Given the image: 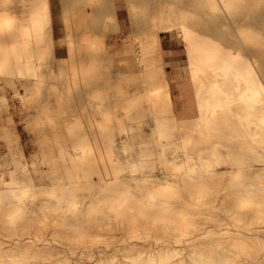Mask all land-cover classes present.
I'll return each instance as SVG.
<instances>
[{"label": "rangeland", "instance_id": "rangeland-1", "mask_svg": "<svg viewBox=\"0 0 264 264\" xmlns=\"http://www.w3.org/2000/svg\"><path fill=\"white\" fill-rule=\"evenodd\" d=\"M4 1L11 10L0 31L13 30L7 41L18 48L8 44L0 56L1 263L32 254L24 264H112L115 255L114 264H134L125 256L164 247L156 262L180 264L191 248L197 261L208 245L225 250L233 240L264 264V141L253 112L258 90L264 97V0H48L39 10L34 0ZM185 29L237 55L233 75L223 72L214 90L209 66L188 59ZM159 120L171 124L156 127ZM204 147L214 151L198 153ZM144 175L162 183L157 198L182 196L173 211L139 208ZM229 178H259L263 192L230 212L203 204Z\"/></svg>", "mask_w": 264, "mask_h": 264}, {"label": "bare ground", "instance_id": "bare-ground-1", "mask_svg": "<svg viewBox=\"0 0 264 264\" xmlns=\"http://www.w3.org/2000/svg\"><path fill=\"white\" fill-rule=\"evenodd\" d=\"M47 1L48 0H34V3L31 5V7H33V10L34 9H36V10H39V9H43V8H45L46 6H47ZM76 1V0H75ZM31 2V1H30ZM22 4V3H21ZM22 7L24 8L25 6H22L21 5V9H22ZM29 7H30V5H29ZM86 6H84V8H85ZM26 8V7H25ZM20 9V10H21ZM27 9H29V8H27ZM88 9V8H87ZM86 9V10H87ZM11 10V3L9 2V1H4V0H0V24H2L1 22H3V20L4 19H6V14H7V12H9ZM25 10V9H24ZM24 10H22V11H24ZM69 11H71V10H69ZM80 12V10H77V12ZM38 12V11H37ZM82 12V11H81ZM82 14V13H81ZM20 15H22V14H20ZM76 16L77 15H79V13L78 14H75ZM5 16V17H4ZM11 16V15H10ZM9 16V17H10ZM13 16H15V15H13ZM28 16V15H27ZM72 16V15H71ZM83 16V15H82ZM8 17V18H9ZM26 18V17H25ZM31 18V17H30ZM33 18V17H32ZM62 18V17H61ZM68 18V17H67ZM66 18V19H67ZM84 18V17H83ZM155 18V17H154ZM153 18V19H154ZM157 18V17H156ZM17 19V18H16ZM28 20H30L29 19V17L27 18ZM34 19V18H33ZM63 19H65V18H63ZM62 19V20H63ZM160 19V18H159ZM13 20V19H12ZM21 20V19H20ZM28 20H26V21H28ZM32 20V19H31ZM72 20H73V18H72ZM71 20V21H72ZM84 20V19H83ZM7 21V20H6ZM18 21H19V19H18ZM22 21V20H21ZM25 21V20H24ZM64 21V20H63ZM62 21V22H63ZM66 21V20H65ZM64 21V22H65ZM71 21H69V22H71ZM151 21H152V23H154L153 22V20L151 19ZM11 22V21H10ZM16 22V21H15ZM31 23H33V20L32 21H30ZM63 22V23H64ZM67 22V21H66ZM20 23V22H19ZM62 23V24H63ZM28 24V23H27ZM69 24V23H68ZM63 26H67V28H68V25H64L63 24ZM151 26V25H150ZM84 27V26H83ZM152 27V26H151ZM184 27V26H183ZM28 28V27H27ZM42 28V27H41ZM24 29V28H23ZM65 30H66V28H64ZM19 30V29H18ZM29 30V29H28ZM63 30V29H62ZM186 30V29H185ZM13 30H11V29H3V27H2V31H0V56H1V53H3L4 51H2L1 52V50H4V48L6 47V49L5 50H8V44H9V42L7 41V39H8V37L9 36H11L12 37V32ZM21 31V30H20ZM57 31V30H56ZM64 32V31H63ZM184 32V31H183ZM65 33H66V31H65ZM68 33V32H67ZM66 33V34H67ZM188 31L186 30L185 32H184V35H186V36H184V40L185 39H188V38H190L191 37V41H189L190 39H188L187 41L185 40V47H186V49H187V52H188V59H189V61L190 62H194L196 59L197 60H199V61H201V62H203V63H205L207 66H209L208 68V70H206L205 71V74H207V75H209V76H211V77H213L214 79L212 80V83H214V86H215V84H218V82H219V78H221V76L222 75H224V73L225 74H232L233 75V73H232V71L234 70V68L236 67V64H235V62H237V60H234L235 59V57L237 56V55H235L234 53H232L231 51H229V49H225V48H222V47H220V45L218 44H216V41H215V43L213 42V39H210V38H208V37H206V36H204V35H200V34H196V33H194V36L192 35V32H191V34H190V32L188 33ZM14 34V33H13ZM142 34H144V33H142ZM148 34V33H147ZM20 35H21V33H20ZM86 35V34H85ZM192 35V36H191ZM14 36H15V34H14ZM32 36H34V35H32ZM58 36V35H57ZM82 36H83V34H82ZM143 36H146L145 34L143 35ZM148 36V35H147ZM189 36V37H188ZM196 36V37H195ZM187 37V38H186ZM195 37V38H194ZM73 38V37H72ZM194 38V39H193ZM59 41H61L60 39H58ZM59 41H58V44H60L59 43ZM29 42V41H28ZM11 44V43H10ZM10 44H9V47H10ZM18 44V43H17ZM21 44H22V42H21ZM12 45V44H11ZM13 45H15L14 43H13ZM12 45V46H13ZM19 45V44H18ZM24 45V43L21 45V48H22V46ZM26 45V44H25ZM28 45H29V43H28ZM68 45H70V44H68ZM20 46V45H19ZM27 46V45H26ZM15 47H17V45H15ZM13 48H14V46H13ZM18 48V47H17ZM79 49V48H78ZM15 50V49H14ZM14 50H13V52H14ZM19 50V49H18ZM10 51H11V49H10ZM12 52V54H14ZM16 53H18L17 51H15ZM26 52V51H25ZM231 52V54L233 55L232 57H229V56H231L229 53ZM6 53V52H5ZM4 53V54H5ZM135 53V52H134ZM229 55H228V54ZM28 53H26V55H27ZM74 54V53H73ZM75 55V54H74ZM138 55V54H137ZM19 56H20V52H19ZM25 56V55H24ZM14 57V56H13ZM17 57V56H16ZM76 57V56H75ZM15 58V57H14ZM230 58H232V59H230ZM234 58V59H233ZM239 58V57H238ZM238 58H236V59H238ZM232 60V61H231ZM234 60V61H233ZM4 62H2L1 60H0V65L1 64H3ZM28 63V62H27ZM30 63V62H29ZM33 63V62H32ZM189 63V62H188ZM25 64H26V62H25ZM31 64V63H30ZM23 65H24V63H23ZM34 65V64H33ZM32 65V67H34ZM29 66V64L27 65V67ZM31 66V65H30ZM88 66V65H87ZM24 68H25V66H24ZM21 69H22V67H21ZM35 69H28L27 71L28 72H33ZM190 70V69H189ZM240 74L241 75H244L245 73H249V71L247 70V67H241L240 69ZM26 71V70H25ZM204 71V70H203ZM224 72V73H223ZM20 74H25V73H20ZM33 74H35V73H32V75ZM164 73H163V71H161V81H163L162 82V84H164L165 86H167V82H166V80L164 79ZM17 78H19V77H17ZM225 78H228L227 76L225 77ZM224 78V79H225ZM231 77L229 76V79H230ZM20 79H23V78H20ZM20 79H19V81H20ZM226 80V79H225ZM7 81H9L10 82V84L12 83V81H10V80H7ZM18 81V82H19ZM221 81V80H220ZM227 81H229V80H227ZM226 81V82H227ZM22 82H24V81H22ZM20 83V82H19ZM232 83H233V81H232ZM195 84V83H194ZM229 84H231V80H230V82H229ZM234 84V83H233ZM13 85V84H12ZM163 85V86H164ZM228 84H226V86H227ZM209 87V89H211L212 88V90H214V88H216V86L215 87ZM238 86H240V85H238ZM243 86V85H242ZM228 87V86H227ZM241 87V86H240ZM233 88V87H232ZM242 88V87H241ZM195 89V88H194ZM225 89V88H224ZM224 89H222V90H224ZM227 90V89H226ZM243 90V89H242ZM168 91V90H167ZM240 91H241V89H240ZM259 91V96L258 95H256V97L254 98V102H256V103H254V105H253V107H255V109H254V114L255 115H257L258 116V118H259V122H258V127H256L257 129H256V131L254 132V136H256V137H259V141L261 142V139H262V142L264 141V105H263V103H264V100H263V95L260 93V90H258ZM202 92V91H201ZM200 92V93H201ZM205 92V91H204ZM238 93V92H237ZM262 95V96H261ZM233 96H234V94H233ZM197 99V98H196ZM200 100V99H199ZM198 100V101H199ZM202 103V102H201ZM169 111H170V113H171V109H169V108H167ZM173 114V113H172ZM203 116V115H202ZM256 117V116H255ZM162 118V117H161ZM165 119V118H164ZM155 120V122H156V119H154ZM190 119H185V120H183L182 122H181V126H187L186 124L188 123V121H189ZM167 121H168V119H167ZM176 121V120H175ZM159 122V123H158ZM157 123H158V125H157V123H156V127L157 126H163L164 127V125L166 126H169L170 124H171V122H165V121H161V120H159ZM178 127V126H177ZM188 127V126H187ZM170 128V127H169ZM195 131H196V129H194ZM204 132H202V134H203ZM205 135V134H204ZM218 145V144H217ZM213 148H214V146H212ZM213 148H208V147H204V148H200V150H198V153H201L200 151H203V152H211V151H214L213 150ZM225 148V147H224ZM213 154V153H212ZM227 155V154H226ZM198 155H196V157H197ZM211 156V155H210ZM188 157V156H187ZM212 157H214V155L212 156ZM227 157V156H226ZM199 160H200V163L202 162V158L201 157H199L198 158ZM223 159L220 157V156H216L215 157V159H214V161H212L213 163H216V164H218V163H220L221 161H222ZM198 161V160H197ZM203 163V162H202ZM207 165H208V167L206 168V174L207 175H210V177H211V179H212V176H213V178L215 177V171H213V169L211 168V166H210V164L209 163H206ZM206 165V166H207ZM153 167H154V164H153ZM148 168H150V166L148 167ZM264 169V168H263ZM198 172V171H197ZM208 172V173H207ZM237 172V171H236ZM236 172H234V173H236ZM193 173H195L194 171H193ZM201 174V173H200ZM199 174V175H200ZM141 175V174H140ZM218 175V174H217ZM145 176V175H144ZM151 175H149V176H145V177H142V179H141V181H143V183L145 184V189L144 190H142V194H140V198L142 199V200H140V198H139V202H140V205H139V208L141 207L143 210L144 209H146V208H148V212H150V211H152L153 213L155 212V213H158L157 211L158 210H161V209H163V208H161L160 207V205H167V206H169V205H172V207L168 210V211H166L167 213L168 212H171L170 210L172 209V208H174V205H176L179 201H182L181 200V197L182 196H180V195H177V196H170V197H168V199L166 198L164 201L162 200V198L160 197V199L159 198H157L156 196H158V194H157V190L160 188V186L162 185V183H161V185H160V183L158 182H156L155 184L153 183L152 185H149V184H147V182H149V181H154V180H152V177H150ZM183 177V176H182ZM179 178H181V177H179ZM204 178V177H203ZM208 178V177H207ZM260 178V177H259ZM259 178H253V180H250V181H238V182H234V180H231L230 178H229V180H228V183H227V186H225V188L222 190V188H221V190L223 191V192H221V193H219V194H213L212 196H210L209 195V197H206V199H204L203 200V204H212V203H214V204H212V206L211 207H213L214 209L216 208V210H218V211H224V210H226L227 212L229 211L230 212V210L229 209H231V207H234L235 208V206H237L239 209L241 208V209H245L246 207H248L249 206V204L251 203V200H252V198L253 197H256V196H258V195H260V193L262 194V187L263 186H261V183H260V180H259ZM107 179V178H106ZM181 179H183V178H181ZM180 179V180H181ZM137 180V179H136ZM236 180V179H235ZM142 183V182H141ZM213 184H214V182H213ZM212 184V185H213ZM167 185V184H166ZM202 185V184H201ZM215 186H216V184H215ZM22 187H23V183H22V181L20 182V183H18V185L14 188V189H12L11 190V192H10V194L12 193V194H15V195H17V193L16 192H18L19 193V191L22 189ZM8 191H10V190H8ZM262 191V192H261ZM141 192V191H140ZM196 193H197V191H196ZM264 193V192H263ZM6 194V193H5ZM212 194V193H211ZM194 195V194H193ZM133 196V195H132ZM166 196V195H165ZM164 196V197H165ZM263 196V195H262ZM190 197V196H189ZM155 198H157V199H155ZM194 198L195 199H197V200H202V198H201V196L199 197V195L198 196H195L194 195ZM136 199H138V198H136ZM135 199V200H136ZM145 199V200H144ZM171 199V200H170ZM157 200H160V202L158 201L157 202ZM137 202H138V200H136ZM173 201V202H172ZM184 201V200H183ZM137 205V204H136ZM166 206V207H167ZM124 207V206H123ZM177 207V206H176ZM175 207V208H176ZM251 207H253V206H251ZM167 208H169V207H167ZM137 209H138V207H137ZM140 210V212L141 211H143V210ZM164 209H166V208H164ZM121 210V209H120ZM138 210V211H139ZM150 210V211H149ZM177 210H179V211H177ZM177 212L176 213H180L181 211H182V209L179 207H177ZM181 210V211H180ZM7 211V210H6ZM125 210H122V212H124ZM137 211V212H138ZM145 211V210H144ZM172 211H173V209H172ZM174 211H175V209H174ZM247 211V210H246ZM253 211V210H252ZM126 212V211H125ZM139 212V213H140ZM147 212V213H148ZM162 212V211H161ZM183 212V211H182ZM186 212V211H185ZM236 212H238L237 210H236ZM260 212L262 213V211L260 210ZM145 213H146V211H145ZM162 213H164V211L162 212ZM194 213H195V215H196V211H194ZM200 214L202 213V211L201 212H199ZM204 213V212H203ZM208 213V212H207ZM222 213V212H221ZM224 213V212H223ZM226 213V212H225ZM239 213L240 212H238V213H235V214H237V217H235V219L236 218H238V217H240V216H238L239 215ZM253 213V212H252ZM264 213V212H263ZM143 213L141 212V215H142ZM181 214V213H180ZM185 214V213H184ZM198 214V213H197ZM199 214V215H200ZM209 214V213H208ZM228 214V213H227ZM232 214V213H231ZM230 214V216L229 217H231L232 215H234L235 216V214L233 213L232 215ZM244 216H248V218L250 219H247L249 222L250 221H253V220H262V218H254L253 216H255V214L253 215V216H251L250 214H247L246 212H244V213H242ZM173 215V214H172ZM171 215V216H172ZM188 215V214H187ZM194 215V214H193ZM204 215V214H203ZM207 215V214H206ZM144 216V215H143ZM146 216V215H145ZM148 216V215H147ZM146 216V217H147ZM166 216V215H165ZM198 216V215H197ZM201 216V215H200ZM264 216V215H263ZM150 217V216H149ZM160 217V216H159ZM168 217V216H167ZM174 217V216H173ZM188 217V216H187ZM196 217V216H195ZM207 217H210V216H208L207 215ZM171 218V217H170ZM186 218V217H185ZM213 218V217H212ZM214 218H216V217H214ZM219 218V217H218ZM243 218V217H242ZM166 219V218H165ZM169 219V218H168ZM167 219V220H168ZM180 219V218H179ZM191 219V218H190ZM142 220V219H141ZM145 220V219H144ZM156 220V219H155ZM169 220H172V219H169ZM181 220V219H180ZM179 220V221H180ZM191 220H193V219H191ZM211 220V219H210ZM237 220L238 219H236V222H237ZM260 220V222H262ZM117 221V220H116ZM216 221V220H215ZM214 221V222H215ZM223 221V219H221L220 218V220L218 221L219 222V224L221 223V222ZM264 221V220H263ZM145 222V221H144ZM182 222V221H181ZM180 222V223H181ZM217 222V221H216ZM215 222V223H216ZM217 222V223H218ZM235 222V221H234ZM259 222V221H258ZM120 223V222H119ZM239 223V222H238ZM149 224V223H148ZM153 224V223H152ZM157 224H158V222H157ZM178 224H179V222H178ZM189 224H191V223H189ZM197 224H199V223H197ZM204 224V223H203ZM224 224H225V222H224ZM249 224V223H248ZM176 225H177V223H176ZM205 225V224H204ZM200 226H202V225H200ZM176 227H178V226H176ZM196 227V226H195ZM199 227V226H198ZM197 227V228H198ZM64 228V227H63ZM168 228V227H167ZM177 229V228H176ZM196 229V228H195ZM163 230V229H162ZM175 230V229H174ZM173 230V231H174ZM263 230V229H262ZM56 231V230H55ZM177 231V230H176ZM63 232V231H62ZM62 232H61V234H62ZM180 232V231H179ZM56 234V233H55ZM64 234V233H63ZM62 234V235H63ZM59 235H60V233H59ZM79 237V236H78ZM84 237H85V235H84ZM206 237V236H205ZM204 237V238H205ZM221 237V236H220ZM243 237V236H242ZM224 238V237H223ZM241 238V237H240ZM82 239V238H81ZM224 240V239H223ZM241 240V239H240ZM246 240V239H245ZM200 241V240H199ZM203 241V240H202ZM225 241V240H224ZM253 241H254V239H253ZM245 242V241H244ZM196 243V242H195ZM222 243V242H221ZM210 244V243H209ZM245 244H247L246 242H245ZM253 244V243H252ZM251 244V245H252ZM1 245V244H0ZM5 245V244H4ZM17 245V244H16ZM76 245V244H75ZM225 245H227L226 246V249L225 250H222V249H219L220 248V244L218 243V244H212V245H208L207 247H208V249L207 250H205V257H203V259L201 260H197V261H195V260H193V256L190 254V252H196V250L195 249H193V248H191L190 249V252L188 253V255L187 256H189L190 257V259H189V261H188V259H184L183 257L182 258H180L179 257V259L180 260H177V262L179 261V263L180 264H259V259H261V256L259 255V254H252V253H244V248L242 247V246H240L239 245V243L237 242V241H233V240H230V241H226V244ZM83 246V245H82ZM136 246V245H135ZM192 246H194V245H192ZM245 247V246H244ZM247 247V246H246ZM164 248V247H163ZM162 248V249H163ZM199 248V247H198ZM223 248H224V246H223ZM162 249H158V250H156V251H154L155 249H153V252L152 251H150V252H146L145 250L144 251H141V250H139V251H136V252H134V253H132L131 252V254H128V256H125L126 257V259H128V260H126V261H131L132 260V262H134V264H158L157 262L159 261V259L161 260V259H163L166 255H165V253L164 252H166V249H164V250H162ZM249 249H251V248H249ZM6 250V249H5ZM128 250H129V248H128ZM131 250V249H130ZM143 250V249H142ZM174 250V249H173ZM172 250V251H173ZM179 250V249H178ZM184 250V249H183ZM200 250H203L202 249V247H201V249ZM9 251V254H11L10 256H9V254L8 255H5V257H9V259H10V257L12 256V253L11 252H13V250L10 252V250H8ZM56 251V250H55ZM132 251V250H131ZM168 251H170V250H168ZM199 251V250H198ZM254 251H255V249H254ZM5 252V251H4ZM25 252V251H24ZM54 252V251H53ZM202 252V251H201ZM100 253V252H99ZM109 253V252H108ZM124 253H126V252H124ZM169 253V252H168ZM197 253V252H196ZM255 253V252H254ZM5 254H6V252H5ZM23 254V253H22ZM104 254V253H103ZM122 254V253H121ZM176 254L177 255H179L180 254V251L179 252H176ZM194 254V253H193ZM235 254H239V256L241 255V258H240V261H235V260H233L232 258H234L233 256H235ZM2 255H4V253L2 254ZM24 255V254H23ZM23 255H21V254H19V260H22V256ZM29 255V254H28ZM35 255V254H34ZM100 255V254H99ZM98 255V256H99ZM115 255V254H114ZM124 255H126V254H124ZM162 255H164V257L162 258ZM173 255H174V253H173ZM16 256V255H15ZM32 256V254L31 255H29V256H23V257H27L26 258V261H27V259L30 257V258H32L31 257ZM55 256V255H54ZM101 256H102V253H101ZM116 256V255H115ZM115 256H112V257H110V256H107V258H109L110 260H111V262H112V264H114L113 263V260L114 259H116V257ZM121 256H123V255H121ZM1 257V256H0ZM3 257V256H2ZM7 257V258H8ZM17 257V256H16ZM15 257V258H16ZM105 257V256H104ZM124 257V256H123ZM124 257V258H125ZM167 257H169V259H170V253H169V256H167ZM7 258H5V259H7ZM12 258V257H11ZM18 258V257H17ZM29 258V259H30ZM67 258V257H66ZM99 258V257H98ZM101 258V257H100ZM185 258H188V257H185ZM237 258V257H236ZM14 259V258H13ZM13 259H10L9 261H11V260H13ZM24 259V258H23ZM29 259H28V261H29ZM118 259V258H117ZM116 259V260H117ZM119 259H121V258H119ZM158 261H157V260ZM165 259H167V258H165ZM231 259H232V261H231ZM15 260H17V259H15ZM63 260V259H62ZM61 260V261H62ZM99 260H101V259H99ZM104 260V259H103ZM108 260V259H107ZM109 260V261H110ZM168 260V259H167ZM4 260H2V262H3ZM26 261H24V262H26ZM27 261V262H28ZM31 261V260H30ZM105 261V260H104ZM121 261V260H120ZM157 261V262H156ZM169 261V260H168ZM13 262V261H12ZM24 262H22V263H20V262H13V263H9V264H24ZM56 262H59V261H56ZM106 262V261H105ZM104 262V263H105ZM115 262V261H114ZM30 263V262H29ZM29 263H25V264H29ZM32 263V262H31ZM55 263V262H54ZM96 263V262H95ZM94 263V264H95ZM161 263V262H160ZM159 263V264H160ZM0 264H5V263H1V259H0ZM7 264V263H6ZM58 264V263H57ZM60 264V263H59ZM76 264H82V263H79V262H76ZM99 264V263H98ZM106 264V263H105ZM132 264V263H131ZM161 264H167V262L166 263H163V261H162V263ZM173 264V263H172Z\"/></svg>", "mask_w": 264, "mask_h": 264}]
</instances>
